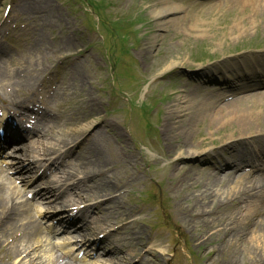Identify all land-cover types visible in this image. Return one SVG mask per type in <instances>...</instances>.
Instances as JSON below:
<instances>
[{"label":"rangeland","instance_id":"1","mask_svg":"<svg viewBox=\"0 0 264 264\" xmlns=\"http://www.w3.org/2000/svg\"><path fill=\"white\" fill-rule=\"evenodd\" d=\"M169 1L180 6L178 13L169 14L181 20L176 24L151 15L162 0H0V45L9 54L4 57L11 58L7 68L12 73L32 76L33 84L30 89L6 84L0 92V107L4 108L3 103L14 106L11 101L29 97L24 101V110H35L38 132L24 147L28 155L34 156L33 166L50 157L58 160L60 165L55 163L58 169L50 173L49 180L60 177L62 180H58L65 185L79 180L84 188L81 196L89 204H98L90 205V211L85 208L87 220L93 227L99 226L97 235L110 230L113 242L117 236L122 246L116 257L107 254L98 264H216L214 259L230 261L233 252H238L234 264H264V244L257 246L249 241L250 227L243 230L240 223L249 205L261 208L263 194L242 198L240 207L221 204L216 207L215 219L198 220L202 224L215 222L216 230L225 229V239L233 229L228 230V223L239 224L240 245L248 247L243 251L237 242L227 241L229 249L209 252V247L194 241L195 230L186 228L174 215L176 199L166 190L172 174L167 169L169 160L160 156L165 114L190 103V98L179 94L183 80H188L189 86L201 81L205 88L221 79L219 73L218 78L215 74L218 68L223 71L244 64L243 57L251 61L253 53L261 54L262 49L255 51L254 47H264V0ZM5 7L9 8L7 13ZM113 60L117 62L114 70ZM201 60L203 65L199 64ZM231 72L225 71V77H232ZM8 93L12 94L9 98ZM197 93H192L195 104ZM234 94L239 96L240 91ZM136 103L142 109L135 107ZM131 121L134 123L129 125ZM96 124L98 135L85 139L93 135L91 128ZM235 125L223 122L210 129L198 125L191 138L207 140L202 146L205 148L217 146L220 139L233 134L230 132ZM248 136L242 135L245 139ZM254 146L246 141L236 147L250 156ZM85 148L101 154L79 157ZM256 159L253 163L264 169V160ZM81 163L92 171L85 179H81L84 171L77 170ZM202 166L198 169L210 172L203 171ZM193 179L183 189L189 199L178 200L183 205L195 199L212 203L213 194L220 200L232 196L234 183L213 185L208 175ZM99 183L101 187L107 183L103 186L106 190L118 191L110 198L105 195L97 199L94 187ZM65 196L79 201L75 192ZM113 201L124 211L108 207ZM118 213L129 216L127 222L135 220L130 230L117 229L121 225ZM8 217H0V228ZM13 231L8 227L0 234V264H28L27 259L7 257L11 246L18 244L11 236ZM40 244L35 246L44 259ZM215 244L218 247V242Z\"/></svg>","mask_w":264,"mask_h":264},{"label":"bare ground","instance_id":"2","mask_svg":"<svg viewBox=\"0 0 264 264\" xmlns=\"http://www.w3.org/2000/svg\"><path fill=\"white\" fill-rule=\"evenodd\" d=\"M178 11H180L179 5H176L172 2L170 3L169 0H162L160 5L155 6L152 9L151 15L161 18L162 21L171 19L173 21V24H176L177 21L181 20L179 18H170L169 14H175L176 12L178 13ZM191 26L194 28V25L191 24L190 27ZM174 64L178 63H172L171 65ZM239 70L241 69H237V72L234 74L235 81L233 80V82H244L243 87L245 86V88L247 89V93H245L244 95L235 96L233 90H226L225 88L220 86L217 87L213 92H211V100L207 98V94L201 93L203 96L200 95L199 92L203 91H199L201 89L198 84H196L194 87L185 88L182 83L179 86V94L183 95V97L181 96L182 98H190V103L185 107H179L178 105L174 110L167 111L164 116L162 125L163 152L161 153V157H165L167 160H169L167 169L172 173L169 176L166 190L173 195L174 199H176V203L174 204L175 207H173L174 215L176 216V218L181 219L186 228H188L189 230H195L193 237H196V239H194V241L200 242L201 245L203 244V246L209 247V249H211L209 252H212L214 250V252H216L217 248L219 250L223 248L229 249L230 247H227V241L229 244H234L237 242L239 246L242 247L243 251L248 250V247L243 246V244L240 245L242 239L238 238V233L240 231L239 224H236L237 226H235V224L233 226L232 224L231 226L228 223V230H230V228L233 229L229 233V238L225 239V229L216 230L215 222H210V224H202V221L199 222L198 220L200 218L205 221H209L211 218L215 219V216L218 212V209L216 208L217 206L221 204H231L234 207H240L239 203L243 200L242 198H245L246 196L250 197L251 195L258 196L259 193L263 194L261 208L256 206L252 207L249 205V207L245 209V213L242 215L240 223L243 224V226L241 227L243 230H245V228L247 229V227H250L249 230L251 231V237L249 241L256 244L257 246L264 244V179H262L260 176L252 175L250 170L248 174L251 175H249L250 177L248 178L244 177L247 175V173L237 175V171L241 168L240 165H242V159H244V157L242 154L238 153L239 150L235 146L236 143H234L236 137L239 136L237 138L238 141H242L243 137L240 136H242L243 134H249L247 138L251 142L259 146H262V144H264V140L261 139V137H264V88H262L264 87V70L260 71L256 70L255 68H253V70L248 69L246 71ZM25 76L26 73H23V75L21 73H12L7 68V63L2 61V58L0 57V91H3V88L6 84L19 89H28L29 86H33V84L30 82L32 76ZM258 88L262 89L258 90ZM195 91H197L198 93L194 97L200 100L199 101L197 99L198 101L196 104L193 103L192 100V93ZM7 97H11V94L8 93ZM24 97V99H30L27 96ZM14 101L16 106L22 108V101ZM11 111L13 113L18 112L14 109H11ZM13 113L12 115L15 116L16 114ZM22 118L24 117L22 116ZM223 122H231L236 124V129L230 132L233 134L226 135L225 138L219 140L222 142L219 149H216V147H202L204 142L207 141L203 138L198 141L192 140L191 136H193L194 134V127L200 125V127L206 126L210 129L214 125H222ZM97 126L98 124L91 128V131H93V135L89 136V138L98 135L99 130H96ZM11 130L16 129L11 127ZM87 130H89V127H87ZM29 131L31 130L29 129ZM15 132L19 133L18 131ZM121 143L122 142H120V144ZM208 144H211V142ZM262 148L264 149V147ZM92 150L94 149H83V151L80 152L81 155L79 154V157L84 158L87 154L88 156L92 157V154L94 153V151ZM100 154L101 151H99L98 153L96 152L95 157H98ZM194 154L200 156L197 157ZM22 155H24L25 159L27 160V154L22 153ZM213 155L217 158V160H219V162L222 163L224 167L230 168V170L232 171L222 172L221 165H216L215 163L208 162L207 157ZM193 157L197 158L192 159ZM187 158L189 159V162H184V159ZM193 160H195V163H191ZM16 163V170H27L28 164L24 165L21 161H18ZM81 164H79L77 170L84 171L82 173L80 172L82 176L92 174L91 169L88 170V166L86 164ZM200 164H205L203 171L209 170L210 172L204 173L199 170L198 167ZM242 169L243 168H241V170ZM1 173L2 171L0 168V217H6L5 214L7 213V211L10 214L12 211L13 215L16 214L21 218L22 214H26L25 216L29 217L28 208L14 201L18 194L17 190L14 188H9L8 185L5 186L3 184L2 180L4 179V176ZM206 175H208V179L213 185L217 183H221V185H223L225 183L227 186H229L234 183V187H232L233 190L232 192H230V195L232 193L230 199L220 200L217 196H215L217 194H213L214 196L212 197V203H205L201 202V200L196 199L193 202H189L188 205L179 203L178 200L181 202H186L189 199L187 193L183 191V189L185 188L184 185L188 182H193V176L202 177ZM103 186H106V183H103L102 187L100 186V183L95 185V197L115 194L114 191L106 190ZM205 194L209 197L207 190H205ZM112 204V208L116 206L114 202H112ZM196 209L198 210V213L195 212ZM200 213H202V215ZM29 218H27L24 223H21L14 218L15 224H13L8 217L6 218L7 223L3 224V226L0 228L1 235L5 233L6 228L8 227H10V232L14 230L12 232L14 236H17V234H19V238H17L18 244L16 245V247H13L11 251H9V255L15 259L19 258L22 253L27 252L28 250H32V245L35 240V230L31 232V229H34L35 225ZM126 218L128 217L126 216ZM199 223H201L202 226H200L201 224L199 225ZM129 224H133V222L131 221ZM125 229H127V227H125ZM254 234H256V236H254ZM22 242L24 243L21 244ZM217 242L218 247L215 246V243ZM21 245L23 247H21ZM239 250L241 251V249ZM32 252L35 256H37L36 251ZM236 253L238 252H233L230 254V261H227L228 259L214 260L218 261V263L216 264H234L236 263V260H234L237 257ZM30 261V263L28 264H38L40 260H33V262L32 260Z\"/></svg>","mask_w":264,"mask_h":264}]
</instances>
